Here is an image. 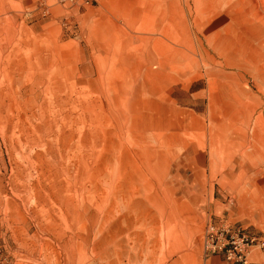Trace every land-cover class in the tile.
Segmentation results:
<instances>
[{
    "label": "rangeland",
    "instance_id": "rangeland-1",
    "mask_svg": "<svg viewBox=\"0 0 264 264\" xmlns=\"http://www.w3.org/2000/svg\"><path fill=\"white\" fill-rule=\"evenodd\" d=\"M142 1L0 0V264H208V222L264 237V0H160L154 27ZM154 91L202 114L201 158L138 115Z\"/></svg>",
    "mask_w": 264,
    "mask_h": 264
},
{
    "label": "crops",
    "instance_id": "crops-1",
    "mask_svg": "<svg viewBox=\"0 0 264 264\" xmlns=\"http://www.w3.org/2000/svg\"><path fill=\"white\" fill-rule=\"evenodd\" d=\"M149 1L150 2L148 3V5H151L154 7H152L149 10L147 15L144 16L142 13L143 5L145 4L144 0L142 1V4H141L142 7L141 8L134 9L131 11L132 16H131L130 21L132 23H133V21H136V23H135L136 26L138 25V21L141 23V21H144V19H145V22H147L149 25H152L154 27L156 25V23L158 22V20L160 19L162 11H159V15H154V16H151V11L155 10V6H162L163 5L162 2H160V0H149ZM173 14H172V16L169 15L170 18L162 19V20H168L170 23L175 25V18H174ZM155 17H158V19H156ZM118 34H113V32H111V30L109 31V25L101 27L100 31H94V33H93V35H95L96 37H100L101 39H104L106 36L107 37L112 36L110 41H109V42L112 41V43L114 42L113 37L114 36L119 37ZM121 35H124V38H126V39L116 40L115 42L120 41L121 45H123V48L125 46L131 44L132 41H136V40L138 41L139 39H142V37L144 39L155 37L154 34H150V33L149 34H140V33H131L128 31H124ZM160 41H161V39L159 38V36H157L156 39H153L151 45L148 46V50L152 54L153 53H159L157 49H158V44H160ZM155 42H158L156 49L153 48V45ZM118 50H119V48H118ZM154 57H155V55H154ZM158 62H159V64L157 65L156 61H155L154 66H157L160 69L158 74H161V68L163 67L161 65L162 60H158ZM169 67L172 68L171 66H169ZM159 77L160 78L158 81H156V78H155L153 84H161V75ZM169 82H171V81H169ZM154 92H155L154 95H149V96H152L153 99H152V97L148 96V99L145 102L144 108L143 107H142L143 109L141 108V111H139L140 113H138V115H140L144 118H147L146 121L150 125H152L153 132L159 131L158 127H161V129H162V126H164L165 131L161 130V132L169 133V137L167 139H169V142L175 141L174 146H173L174 148L178 147L177 148L178 150H184L185 149L186 153L192 152V153H194V156L196 155L197 157H199L201 154L199 152L200 146H199L198 136L200 134H202L203 131L207 130V125H206V123H204L202 114H200L197 111L195 106H193V108H187L185 105L180 104L175 98L170 97V93L167 94V93H163L161 91V93L159 92L157 94L156 93L157 91H154ZM162 93H163V96L165 97L164 99H162ZM168 96H169V98L166 99V97H168ZM217 97H218V95H217ZM133 101H135V100H133ZM134 112L136 114V111H134ZM181 116H184L185 119L181 120ZM188 125H190V127H188L190 131L189 130L188 131L191 134V137H194V138L188 144H185L184 143L185 139L183 138V134L185 136L184 131H186L185 129H186V126H188ZM166 130H168V132ZM211 140H214V138H212ZM212 147H214V146L212 144H210V148H212ZM199 158H201V157H199ZM197 163H200V162H197ZM195 164H196V162H195ZM232 226L242 227L241 225H232ZM242 228H244V227H242ZM244 229L246 231H249L247 228H244ZM255 253L252 257V260H253V262L258 263L257 258L259 259L261 257L260 256L261 254L258 252H255ZM205 259H206V262H208V264H227L225 262V260L223 259V257L219 254L205 257Z\"/></svg>",
    "mask_w": 264,
    "mask_h": 264
},
{
    "label": "built area",
    "instance_id": "built-area-1",
    "mask_svg": "<svg viewBox=\"0 0 264 264\" xmlns=\"http://www.w3.org/2000/svg\"><path fill=\"white\" fill-rule=\"evenodd\" d=\"M202 245L205 257L219 254L227 264H264L262 260L258 263L252 260L255 252L264 257V237L246 231L240 226L208 222L203 231Z\"/></svg>",
    "mask_w": 264,
    "mask_h": 264
}]
</instances>
